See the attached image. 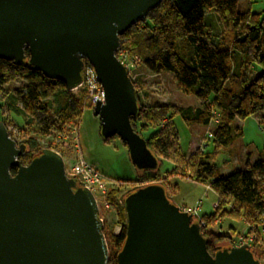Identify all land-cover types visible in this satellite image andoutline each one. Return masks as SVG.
Masks as SVG:
<instances>
[{
	"label": "water",
	"instance_id": "95a60500",
	"mask_svg": "<svg viewBox=\"0 0 264 264\" xmlns=\"http://www.w3.org/2000/svg\"><path fill=\"white\" fill-rule=\"evenodd\" d=\"M163 1L0 0V60L27 62L69 92L82 86L90 64L104 92L93 109L102 138L119 137L137 170L156 171L158 159L132 127L137 90L117 54L120 38ZM27 152L0 122V264H110L95 195L67 176L56 151L43 149L25 165ZM124 207L117 264H264L248 245L221 246L211 255L199 221L161 185L129 193Z\"/></svg>",
	"mask_w": 264,
	"mask_h": 264
},
{
	"label": "trees",
	"instance_id": "16d2710c",
	"mask_svg": "<svg viewBox=\"0 0 264 264\" xmlns=\"http://www.w3.org/2000/svg\"><path fill=\"white\" fill-rule=\"evenodd\" d=\"M239 1L165 0L144 21L120 38L118 52L121 59L119 53L126 49L130 58L139 62L149 73L172 74L178 87L186 94L195 95L199 101L196 109L147 106L137 91L140 109L138 118L132 119L131 124L159 161L156 171L148 172L149 176L142 175L139 180L148 185L163 186L170 200L176 192L168 180L173 177H188L191 182L208 185L217 194L215 214L200 217L201 222L206 224L202 232L207 239L208 251L213 256L218 247H233L231 235L212 230L217 219L229 217L250 226H258L264 221V149L259 159L253 164L248 162L243 171L222 176L216 163L200 149L190 155L182 153L172 122L177 117H182L188 126H210L212 122H217L212 134L216 151L227 150L243 137V131L234 124L264 111V18L250 10L239 13ZM210 13L218 17L222 28L220 34L206 22ZM26 56L28 61V52ZM251 71L254 74L248 76ZM21 79L29 84L16 93V101L21 105L17 111L28 118V124L34 126L35 134L49 137L63 132L65 126L75 119L69 98L63 101L60 116L52 114V108L45 103V99L50 91L57 88L70 93L65 85L47 79L30 68L27 62L16 66L13 62L0 60V86ZM133 84L137 90L136 84ZM22 145L28 148L26 157L29 162L43 150L39 148L36 138ZM21 161H24V157ZM165 161L172 162L174 169L169 177L159 182ZM16 172V168L11 169L12 175ZM117 194V189L112 190L107 200L118 209L121 231L114 236L106 227L103 228L110 264H117V254L126 238L124 199L128 194L121 204L117 201ZM253 253L260 260L256 251Z\"/></svg>",
	"mask_w": 264,
	"mask_h": 264
},
{
	"label": "rangeland",
	"instance_id": "374dc122",
	"mask_svg": "<svg viewBox=\"0 0 264 264\" xmlns=\"http://www.w3.org/2000/svg\"><path fill=\"white\" fill-rule=\"evenodd\" d=\"M249 10L255 14H261L264 18V0H240L238 12L245 13ZM206 22L218 30L216 33H221L222 28L215 13L208 14ZM119 54L121 59L131 66V77L134 79L140 99L147 106L169 105L182 109L199 107V101L195 95L184 93L172 74L154 75L147 72L139 62L130 58L124 48ZM253 74L254 72L251 71V74L247 75ZM28 84V81L21 79L0 86V122L5 124L10 137L18 146L36 138L39 148L51 149L63 156L70 170L76 163L83 161L103 175L107 183L106 192L96 195L101 219L108 232L117 236L122 225L117 207L107 200L109 192L117 189V201L121 204L124 196L129 192L148 185L147 182L139 179L144 174L149 176V173L137 170L131 162L127 146L119 137L109 140L102 138L100 118L93 112L94 94L86 87L68 94L61 88L50 91L45 103L51 106L52 114L60 116L62 103L69 98L75 119L65 126L61 133H55L49 137H38L34 126L28 124L30 123L28 118L17 111V109L20 110L21 105L16 101V93L24 90ZM263 117L264 111L246 121H237L234 126L244 131L243 137L237 139L230 149L217 151L210 137L217 122H212L210 126H188L182 117H177L172 124L177 131L184 155L200 149L216 163L222 176H228L237 171H243L248 162L253 164L259 159V154L264 149ZM28 160L29 158L25 155L23 161L25 165L30 163ZM173 169V163L165 161L159 182H162L166 176L169 177ZM168 180L171 186L176 188V192L171 196V201L175 205L188 206L189 210H197L199 217L215 214L218 196L208 185L191 182L188 177H173ZM247 227L242 220L225 217L221 220L217 219L212 225V230L223 235H231L234 242L244 235ZM255 251L257 256L264 260V252L261 248L257 247Z\"/></svg>",
	"mask_w": 264,
	"mask_h": 264
},
{
	"label": "built area",
	"instance_id": "2783aa9c",
	"mask_svg": "<svg viewBox=\"0 0 264 264\" xmlns=\"http://www.w3.org/2000/svg\"><path fill=\"white\" fill-rule=\"evenodd\" d=\"M118 55V54H117ZM119 59V58H118ZM129 71V77L132 82L134 79L131 77V66L126 63L124 59H119ZM84 82L80 88H89L91 93L94 94V105L98 101L104 102V92L102 87L100 86L94 68L86 63L84 72H83ZM212 137V135H210ZM65 169L67 176L69 178L76 179L80 186L87 188L90 190L97 199V194L106 192V182L103 175H101L98 171H96L93 167L89 166L83 161L76 163L72 169L70 170L67 164L65 163ZM195 216V218L200 222L202 228L205 227V223L201 222L200 217L198 216L197 210H184ZM247 229L244 235L240 236L237 241L233 242V247H242L244 245H248L251 247L253 251L257 247H260L262 252H264V221L260 225H247ZM261 262H264L263 259L260 258Z\"/></svg>",
	"mask_w": 264,
	"mask_h": 264
},
{
	"label": "crops",
	"instance_id": "0c3cea01",
	"mask_svg": "<svg viewBox=\"0 0 264 264\" xmlns=\"http://www.w3.org/2000/svg\"><path fill=\"white\" fill-rule=\"evenodd\" d=\"M243 134H244V131H243ZM196 147L198 146V145H195ZM259 152H261V151H259ZM191 153H188V154H186V155H190ZM181 209H183V210H189L190 209V207H188V206H185V207H180Z\"/></svg>",
	"mask_w": 264,
	"mask_h": 264
}]
</instances>
